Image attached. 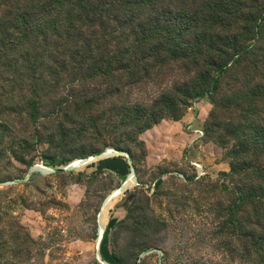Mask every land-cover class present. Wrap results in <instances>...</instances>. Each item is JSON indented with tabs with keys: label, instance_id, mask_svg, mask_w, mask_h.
Returning a JSON list of instances; mask_svg holds the SVG:
<instances>
[{
	"label": "rangeland",
	"instance_id": "374dc122",
	"mask_svg": "<svg viewBox=\"0 0 264 264\" xmlns=\"http://www.w3.org/2000/svg\"><path fill=\"white\" fill-rule=\"evenodd\" d=\"M159 2L169 9V0ZM184 2L172 7L181 18L191 8ZM258 54L264 56V46ZM260 59L257 70L258 59H251L250 76H223L226 92L241 93L238 99L207 94L172 108L168 113L177 117L141 133L144 145L131 146L133 155L126 146L131 132L114 128L124 116L121 108L157 106L154 101L172 94L190 72L187 64L151 67L131 85L101 76L73 87L67 73L39 67L0 76V264H264V239L249 228L260 218L264 223V211L248 204L235 214L232 191L256 177L231 175L238 155L233 124L244 123L249 87L258 80L264 86ZM70 92L97 103L82 102L59 115L53 100ZM35 97L43 99L37 119L31 115ZM257 111L264 116L263 106ZM94 149L102 150L96 159L61 170ZM108 149L112 155L101 158ZM36 166L54 172L34 171ZM132 173L135 183L111 202L99 246L102 207Z\"/></svg>",
	"mask_w": 264,
	"mask_h": 264
},
{
	"label": "trees",
	"instance_id": "16d2710c",
	"mask_svg": "<svg viewBox=\"0 0 264 264\" xmlns=\"http://www.w3.org/2000/svg\"><path fill=\"white\" fill-rule=\"evenodd\" d=\"M184 4L191 8L181 18L173 13L175 0H169V9L159 0H0V76L28 74L39 67L45 73H67L73 87L101 76L121 77L131 85L146 78L151 67L174 61L187 64L190 72L172 94L163 93L154 101L157 106L121 108L124 116L115 120L114 128L131 132L133 140L126 146L133 155L131 146L144 145L141 133L167 116L177 117L168 113L172 108L186 107L207 94L223 101L238 99L241 93L226 92L223 76L235 71L240 77L250 76L246 69L251 59H258L253 66L257 70L264 58L258 54L264 46V0H185ZM263 88L259 80L249 87L253 93L246 102L244 123L233 124L238 155L231 175L256 177V182L240 183L232 190L237 215L248 204L264 211V116L257 111L264 107ZM53 101L59 115L78 110L82 102L97 103L93 96L75 92ZM42 105L41 97L33 99V119ZM101 152L94 149L80 157ZM249 228L253 237L264 239L262 218Z\"/></svg>",
	"mask_w": 264,
	"mask_h": 264
},
{
	"label": "water",
	"instance_id": "95a60500",
	"mask_svg": "<svg viewBox=\"0 0 264 264\" xmlns=\"http://www.w3.org/2000/svg\"><path fill=\"white\" fill-rule=\"evenodd\" d=\"M114 151H112L111 149H108L106 152H104L103 154H101L100 155V157L102 158V157H108V156H110V155H112V153H113ZM98 157V156H97ZM96 157V158H97ZM91 161V157H88V158H85V159H79V160H77L76 162H71L70 163V165L69 166H67L66 168H62L61 170H73V169H76L77 167H80V166H82V165H84V164H87L88 162H90ZM34 171H38V172H41V173H49V172H54V171H52V170H49V169H46V168H44L43 166H36L35 168H34ZM132 176L135 178V174L134 173H132ZM128 182V179L124 182V184L121 186V187H119L116 191H114V192H112L109 196H108V198H107V200L105 201V203H104V205H103V207H102V211H101V213H100V216H99V219H101V216H102V212L105 210V209H107L108 207H109V205L111 204V202L114 200V198L116 197V196H118L119 194H121V193H123V192H125L126 190H127V188H128V186H126V183ZM104 231H105V229H104ZM104 231L102 232H99V238H98V243H100V241H101V238H102V234L104 233ZM98 259L99 260H102L101 259V257L100 256H98ZM106 264V263H105Z\"/></svg>",
	"mask_w": 264,
	"mask_h": 264
},
{
	"label": "bare ground",
	"instance_id": "6f19581e",
	"mask_svg": "<svg viewBox=\"0 0 264 264\" xmlns=\"http://www.w3.org/2000/svg\"><path fill=\"white\" fill-rule=\"evenodd\" d=\"M94 159H96V157H92L91 158V161L92 160H94ZM77 161V160H76ZM76 161H74V162H76ZM133 183H135V178L132 176V174H131V176L128 178V182L126 183V186H131ZM117 190V189H116ZM115 190V191H116ZM110 208H111V204L109 205V207L107 208V209H105L103 212H102V216H101V219H99V232H103L104 231V229L106 228V226H107V222H108V211L110 210ZM110 223V222H109ZM101 225V226H100ZM109 226V225H108ZM104 234V233H103ZM103 234H102V236H103ZM98 238H99V236H98ZM101 242V241H100ZM97 243H98V240H97ZM98 245L100 246V243H98Z\"/></svg>",
	"mask_w": 264,
	"mask_h": 264
},
{
	"label": "built area",
	"instance_id": "2783aa9c",
	"mask_svg": "<svg viewBox=\"0 0 264 264\" xmlns=\"http://www.w3.org/2000/svg\"><path fill=\"white\" fill-rule=\"evenodd\" d=\"M196 167H197L198 169H202V168H203L202 165H197V164H196Z\"/></svg>",
	"mask_w": 264,
	"mask_h": 264
}]
</instances>
